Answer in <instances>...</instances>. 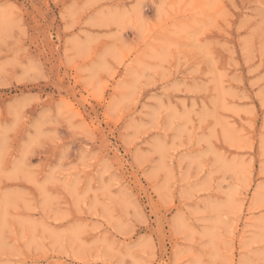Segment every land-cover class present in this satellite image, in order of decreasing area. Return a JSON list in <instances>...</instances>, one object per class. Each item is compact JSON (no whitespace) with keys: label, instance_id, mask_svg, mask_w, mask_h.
<instances>
[{"label":"rangeland","instance_id":"rangeland-1","mask_svg":"<svg viewBox=\"0 0 264 264\" xmlns=\"http://www.w3.org/2000/svg\"><path fill=\"white\" fill-rule=\"evenodd\" d=\"M0 264H264V0H0Z\"/></svg>","mask_w":264,"mask_h":264}]
</instances>
